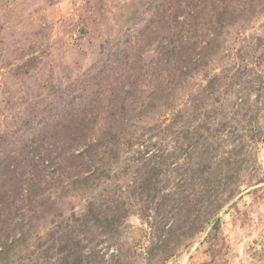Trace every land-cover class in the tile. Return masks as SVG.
Listing matches in <instances>:
<instances>
[{"label": "rangeland", "instance_id": "1", "mask_svg": "<svg viewBox=\"0 0 264 264\" xmlns=\"http://www.w3.org/2000/svg\"><path fill=\"white\" fill-rule=\"evenodd\" d=\"M167 1L0 0V264H264V0Z\"/></svg>", "mask_w": 264, "mask_h": 264}, {"label": "trees", "instance_id": "2", "mask_svg": "<svg viewBox=\"0 0 264 264\" xmlns=\"http://www.w3.org/2000/svg\"><path fill=\"white\" fill-rule=\"evenodd\" d=\"M177 1V5L172 6L171 3ZM187 2L188 0H168L167 4L169 6H172L174 8V11H169L170 8L165 9V7L161 8V6L158 7L157 16L159 18V25L160 30L164 29L165 21H171L170 29L167 35V45L170 46V51H180L182 54L189 55L190 53L194 55L193 51H197L198 46L197 45H190V43L187 41L191 38H197L198 41H202L206 39V37L209 39L211 35L216 36L218 33H220V29L224 28L225 24L223 25L222 16L223 9L228 10L226 7L222 8L216 13L215 17L208 16L209 13L207 10L208 8H201L196 5H194L191 2L185 3V5L181 4L182 2ZM181 2V3H180ZM246 8L243 6H239L235 9H233L231 12L234 14L236 18H238L240 15H242L244 12L246 13ZM210 11L212 9L210 8ZM170 13V14H169ZM253 13H255L253 11ZM209 17L210 20L206 21L205 18ZM151 26V25H149ZM207 26V28H206ZM217 27V28H216ZM147 29H145L144 32H146ZM218 30V31H217ZM144 35L145 33H141ZM210 41V39L208 40ZM206 48V47H205ZM205 48H200L199 52H202L205 50ZM166 204L162 203V207H164ZM4 228L0 229V237L3 232ZM3 238V237H2ZM2 238H0V241H2ZM39 240L38 242H41ZM18 242V241H17ZM16 242V243H17ZM15 243V244H16ZM54 244H56L54 240ZM97 244H95L96 246ZM1 246V245H0ZM87 246H80V243H76V245L72 246L69 249L65 248L66 255L68 254L70 257H73L74 262L73 264H99V259L102 258L99 254V251H95L92 247L88 251L84 250ZM58 250L55 252L57 253ZM43 253V251H41Z\"/></svg>", "mask_w": 264, "mask_h": 264}]
</instances>
